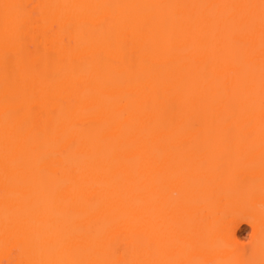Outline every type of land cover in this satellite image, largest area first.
<instances>
[{
    "label": "bare ground",
    "instance_id": "1",
    "mask_svg": "<svg viewBox=\"0 0 264 264\" xmlns=\"http://www.w3.org/2000/svg\"><path fill=\"white\" fill-rule=\"evenodd\" d=\"M0 264H264V0H0Z\"/></svg>",
    "mask_w": 264,
    "mask_h": 264
},
{
    "label": "rangeland",
    "instance_id": "2",
    "mask_svg": "<svg viewBox=\"0 0 264 264\" xmlns=\"http://www.w3.org/2000/svg\"><path fill=\"white\" fill-rule=\"evenodd\" d=\"M246 228V227H245ZM248 229V231L245 233V236H247L248 235V233H249V228H247Z\"/></svg>",
    "mask_w": 264,
    "mask_h": 264
}]
</instances>
